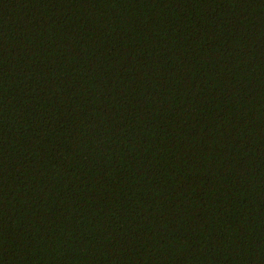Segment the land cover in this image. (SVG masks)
I'll return each instance as SVG.
<instances>
[{
  "label": "trees",
  "instance_id": "1",
  "mask_svg": "<svg viewBox=\"0 0 264 264\" xmlns=\"http://www.w3.org/2000/svg\"><path fill=\"white\" fill-rule=\"evenodd\" d=\"M0 264H264V0H0Z\"/></svg>",
  "mask_w": 264,
  "mask_h": 264
}]
</instances>
